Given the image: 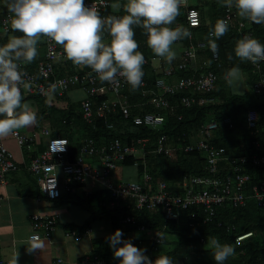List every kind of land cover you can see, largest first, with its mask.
<instances>
[{
	"label": "built area",
	"instance_id": "obj_1",
	"mask_svg": "<svg viewBox=\"0 0 264 264\" xmlns=\"http://www.w3.org/2000/svg\"><path fill=\"white\" fill-rule=\"evenodd\" d=\"M185 0H180V6ZM85 4L95 7L100 12L109 4V0H85ZM125 12V10H124ZM127 14H115L113 16H123ZM184 22L176 21L172 28L182 27L187 29L191 35L185 38L178 60L166 64L162 75L155 78L152 86L148 87L147 80L143 76L142 85L139 87L141 96L148 97V102L157 108H168L171 114L181 118V113H174L176 104L167 100V95H180V105L188 108L193 105H204L215 100L213 92L217 88L218 75L214 72L206 61L198 60V52L208 50L212 61L220 67L221 61L218 51L212 52L209 40L214 36L210 35L213 30L208 31L207 37L195 39L193 31L188 28L199 26L202 13L194 7H186ZM102 18L108 17L102 14ZM12 19L10 13H6L0 20L2 28L9 30ZM221 19L228 21V27L238 34L239 39L245 35L255 38L253 31L249 28L248 20L241 18L233 7H227L223 0ZM105 37L109 36L105 31ZM44 52L37 61L35 72L25 68L21 63L20 70L25 73L23 79L31 84L26 90L21 86L22 91L38 93L44 96L57 98L66 93L71 88H81L85 95L80 100L82 116L86 121H90L93 114L106 118L108 112L115 113L119 108L123 119L131 117L134 125L144 124L152 129H159L164 122V115L161 112H140L131 113L133 104L129 102L125 95H120L122 86L129 85L122 76H117L116 81L102 82L98 75L91 69H85L83 65H75L71 60L72 72L58 75L55 71V63L65 62L69 59L64 52L63 46L57 44L48 37L43 38ZM251 72L254 74L250 91L264 99V70L262 64L264 60L257 64L247 61ZM188 74L178 76L179 71L188 70ZM172 77V78H171ZM108 93L118 94L114 100L102 99L96 106L92 97ZM257 112L249 109L245 114L247 129L255 133ZM223 123L232 126V119L225 115ZM107 128H113V122H106ZM218 127V122L214 118L206 120L185 143L180 142L179 137L159 134L152 145H148L149 137H139L136 143L123 142L119 138H114L107 144L96 146L92 139H81L78 155L74 160L68 159L69 141L60 135H51V127L48 123L42 125L39 130L30 135L20 129L10 134L15 139L17 145L23 153V162H18L12 150L2 141L0 137V186L6 183L9 172L19 168L26 171L34 178L38 190L45 197L54 199L63 193H70L76 187L83 188L85 196L95 192L94 189L104 190V200L108 207L121 206L125 202L132 204L135 209H147L149 211L161 209L164 217L168 220L178 221L184 213L186 216L195 217L200 213L203 221L210 220L217 207L228 205L236 207L244 205L249 198H253L258 206L264 207V179L257 184H251V173L246 165L251 163L261 166L264 169V143L260 140H253L254 151L245 154H223V149L212 143L214 133ZM43 135L47 137L44 148L35 151L38 143L36 137ZM202 151L205 155V168L208 171L202 175H185L182 180L174 185L177 190L168 189L165 180H154L149 172L147 157L150 155H164L168 159H175L178 152ZM133 157L134 165H141L140 180L137 178L123 179L117 178L113 172L119 163ZM97 161L95 164L93 161ZM225 160L231 166L228 173H220L218 162ZM250 183V184H249ZM96 185V186H95ZM249 185V186H248ZM55 216H44L34 213L31 216L32 232L28 236L29 240L40 238L39 231L42 230L45 236L50 235L52 228L57 222ZM122 227L131 225L135 234L133 235L138 248L146 249L145 255L150 256L160 250L164 237L162 230H156L143 223L138 222L134 216L126 215L119 219ZM192 225V222H190ZM89 229L85 228L83 234ZM250 231L239 234L236 241L242 240L250 235ZM68 235L80 238L81 233L71 230ZM57 264L62 263V259L56 260ZM76 264H119V260L114 256L104 257L98 253L85 254L80 257ZM256 264H264V260Z\"/></svg>",
	"mask_w": 264,
	"mask_h": 264
},
{
	"label": "trees",
	"instance_id": "obj_2",
	"mask_svg": "<svg viewBox=\"0 0 264 264\" xmlns=\"http://www.w3.org/2000/svg\"><path fill=\"white\" fill-rule=\"evenodd\" d=\"M209 1L210 0H199V3L197 2L195 5L189 6H193L202 11L203 5L207 4ZM222 2L223 0H215L213 4L214 11L209 13L210 21L208 23H204L202 17L200 25L192 27L195 39L207 37L208 31L214 29L217 20L221 19ZM235 10L237 11L236 8ZM124 13V9L120 11L112 10L111 0H109V4L104 10L99 12L100 16L102 14L113 16L115 14ZM184 13L185 7H180L179 15L175 20L184 22ZM248 24L255 38L264 44V24H255L250 20H248ZM172 26L173 24L171 27ZM134 31V39L139 44L137 50L144 56H147L142 46L144 44L142 42L143 38L139 37V35L143 34L144 30L134 26ZM213 39H215V37ZM238 40V34L228 27L227 33L216 41L219 46L218 54L222 64L220 67H217L215 62L212 61L210 57L211 54L208 50L199 51L198 56L201 53L205 54L207 58L205 61H208L209 68L216 72L219 80L222 82L225 72L231 67L238 65L240 68L246 69L249 73V87H251L254 74L251 72L250 66L247 63H239V58L235 56L234 49ZM60 63L64 64H61L59 67L57 66L58 62L55 63V72L58 75L72 72L70 60L65 62L60 61ZM262 68L264 70V63L262 64ZM85 69H89V67L84 66V70ZM145 69L146 67L143 65V76L147 80L148 87H150L153 85L155 78L162 75V71L150 75ZM29 70L35 72V68ZM189 72L190 69L179 71L178 76L188 74ZM124 87L131 86L124 85L121 91ZM124 92H127L128 96L131 97L129 99L130 103L133 104L131 107L132 114L150 111L161 112L164 115V122L159 126V129L155 130L144 124L134 125L131 117L127 120L123 119L119 108L115 113L108 112L105 119L93 114L91 120L86 121L82 116V110L79 104L78 107L70 104L66 109L59 110L57 106L46 101L47 96L38 93L30 94L29 96L40 106L37 116L39 119L41 117V122L44 123L46 119H49L51 135H60L68 139L69 150L67 158L70 160H74L78 155L81 145L80 141L83 138H90L94 141L96 146H101L112 141L114 138H119L127 143H136L137 138L146 136L150 138L148 145H152L159 134L165 133L167 135L179 137L180 142L185 143L192 135H195L200 125L210 118H214L218 122V127L214 133L212 143L218 148L223 149V154L225 155L245 154L257 151L253 145V140L255 139L260 140L262 144L264 143V99L257 94L251 92L225 94L222 93L220 89L216 88L213 92V95L216 97L214 101L204 105H193L188 108L182 107L179 102L180 95L184 92L167 95V100L176 104L174 113L182 114V117L178 119L175 114H171L173 112H170L167 107L157 108L152 103L148 102V97L141 96L138 89L131 90L130 88L129 92L128 89L124 90ZM106 95L107 94L93 96L92 100L94 106L102 99H105ZM63 97L64 94L58 98ZM140 105L141 107H139ZM51 106L54 107L51 108ZM249 109H255L257 112L254 134L246 127L245 114ZM236 113H238V116H236ZM50 114H53L52 118L49 117ZM225 115L231 117L232 126H228L222 122ZM109 121L113 122V128L106 127V122ZM77 129L83 131L81 139L75 138L76 135L74 132ZM73 137L75 141H73ZM37 144H39L38 150L44 148L41 142ZM263 150L264 147H262L261 151ZM257 152H260V150ZM134 160L133 157H128L123 162L133 164ZM147 164L153 179L165 180L168 189L171 191L177 190L173 185L180 182L183 176L202 175L208 172L205 168V155L202 151L198 150L190 152L179 151L176 158L173 160H169L162 154L149 155L147 157ZM246 168L251 173L250 182L252 185L260 183V181L264 179V175L262 176V174H264V169H262L261 166L248 163ZM218 169L220 173L224 174L231 170V166L227 161L220 160L218 162ZM138 170L141 172V165L138 166ZM66 194V198L69 196V199L75 201L90 212V217L85 224L78 227L77 230L79 233L89 226L92 219L105 218L110 222L113 233L116 229H120L123 233L122 239H130L132 243L138 247L133 237L135 234L132 231L134 230L133 227L129 224L122 227L119 223V219L126 215H132L138 222L153 229L160 230L165 226L162 233L175 236L171 240L172 246L166 250H158L148 256L149 259L153 261L160 255H168L175 264H215L211 250L206 248L207 237L209 236H215L221 243H229L234 247L235 254L229 257L224 264H256L264 260V207L258 206L253 198H249L244 205L236 207L224 205L217 207L213 217L208 221L202 220L200 215L202 212H197L195 217H189L182 213L180 220L174 221L166 219L161 209L153 211L135 209L132 204L127 205V202L121 206L116 205L114 207H108L105 202H103L105 198L104 190L95 191L88 196H85L83 193H75L73 195H70L71 193ZM190 222H192V225H190ZM57 223L58 221L56 224ZM248 231L251 232L250 235L245 236L240 241L235 240L237 235L244 234ZM93 253L104 255L106 258L114 256L113 249L109 246V242L106 243L103 248L100 246L97 247L96 252Z\"/></svg>",
	"mask_w": 264,
	"mask_h": 264
},
{
	"label": "clouds",
	"instance_id": "obj_3",
	"mask_svg": "<svg viewBox=\"0 0 264 264\" xmlns=\"http://www.w3.org/2000/svg\"><path fill=\"white\" fill-rule=\"evenodd\" d=\"M227 7L237 9L241 18L255 24H264V0H224ZM180 0H127L123 16L102 18L95 7L85 0H8L12 14L11 28L21 36H12L0 46V137L36 123V112L22 103L21 86L28 90L31 84L23 79L21 63L35 60L37 44L42 36L62 45L69 60L75 65L91 68L102 82L112 83L122 76L136 90L142 85L145 63L134 39L135 27L144 30L147 45L155 55L171 63L176 59L172 45L191 33L182 27L172 28L179 15ZM111 37L105 43L102 33ZM228 31V21L218 19L210 35V49L218 51V41ZM235 56L241 62L257 64L264 60V44L245 35L235 45ZM241 68L233 66L224 74L226 84L234 91L243 82ZM120 229L108 237L114 258L119 264H175L168 255H160L154 261L145 255L146 249L136 247L130 239H122ZM122 245V246H120ZM206 248L212 252L215 264L224 262L235 254L229 243H221L215 236L207 237ZM16 264V259L13 262Z\"/></svg>",
	"mask_w": 264,
	"mask_h": 264
},
{
	"label": "crops",
	"instance_id": "obj_4",
	"mask_svg": "<svg viewBox=\"0 0 264 264\" xmlns=\"http://www.w3.org/2000/svg\"><path fill=\"white\" fill-rule=\"evenodd\" d=\"M198 1L199 0H185L184 5H181L180 7H185V9L186 7H193L189 5H195ZM214 2L215 0H210L207 4L203 5L202 11L199 9V11L204 14L202 15L204 23L210 21V12L208 13L206 9L208 6L213 7ZM126 3L127 0H111V8L114 11H120L124 9ZM7 5L8 0H0V20L6 13H10ZM176 21L181 22L180 20H175L173 24ZM169 27H171V25H169ZM188 29L193 31V28ZM21 35L22 33L14 32L12 30L11 21L9 24V30L7 31H5L0 24V46L6 44L12 36ZM139 37L143 38L142 42L144 44L142 46L145 49L144 53L147 54V56H144L145 63L143 64L146 67L145 71L150 75L152 73H159L168 62H166L164 58L154 54L152 49L147 45V36L144 32L139 35ZM43 38L44 36L40 38V41L37 44L38 54L35 60L31 63H22L25 68L34 69L37 61L42 57L44 52ZM110 39L111 37L104 36L105 43L110 42ZM182 41L185 43L186 39L184 38ZM182 47L183 43L177 41L172 45L173 50L177 54L176 59L172 62L178 60ZM206 59L205 54H199V61L204 62ZM206 63L209 65L208 61H206ZM239 63L245 64L247 61L241 62L239 60ZM61 64L64 63L58 61L57 66L60 67ZM241 70L244 76L243 82L240 84L238 90L234 91L233 88H230L226 84L225 80L222 82L219 79L217 88L225 94L251 92L249 87V73L246 69L244 70L241 68ZM130 88L131 87H124L122 91L120 90V95H125L129 102V98L131 97H129L128 93L124 92V90L128 89L129 92ZM137 89L139 90V88ZM30 94L32 95L34 93L28 91L22 92V103H28L35 110L37 117L36 123L32 126L20 129L28 135L35 133V131L39 130L44 123L50 125L49 119H46V122L42 123L40 120L41 117L40 119L38 118L37 114L39 113L38 110L40 109V106L37 105L31 96H29ZM84 95L85 93L81 88L75 87L64 93L63 98H52V96H49L46 97V101L57 106L59 110H64L70 104L78 107V104L80 105V100ZM118 97L119 95L115 93H108L106 95L108 100H114ZM54 106H51V108ZM139 107H141V105ZM49 117L52 118L53 114H50ZM82 133L83 131L81 129H77L74 132L76 135L75 138L81 139ZM1 139L7 147L12 150L15 159L22 163L23 153L15 139L10 135L1 137ZM36 139L44 145L47 137L37 134ZM73 141H75V139ZM38 145L39 144L35 145L34 153L36 150L38 151ZM93 162L95 164L97 163L96 160ZM128 166L134 167L135 171L131 173V175L134 174L135 178L140 180V171L138 170V166L134 165V163H119L113 172V175L117 178H123L125 176H127L126 178L132 177L129 176L130 170H126L127 174H124V172H126L125 169H127L125 167ZM94 190L97 191V188ZM70 193V195L83 193V188L76 187ZM66 196L67 194L63 193L60 197L54 199L45 197L40 193L34 178L26 171V169L19 168L7 174L6 183L3 186H0V264H13L15 259L16 264H57L56 260L58 258L62 259V263L60 264H76L82 255L96 252L97 247L100 246L103 248L104 245L109 242L108 237L113 234V230L110 222L105 218L92 219L87 227L89 230L84 234L82 233L83 230L80 238H75L67 234V232L71 230L79 232L77 230L78 227L85 224L90 217V212L75 201L69 199V196L68 198H66ZM34 213L44 216H55L57 217L56 219L58 223L52 228L50 235L45 236L43 231L40 230V238L29 240L28 236L32 232L31 216Z\"/></svg>",
	"mask_w": 264,
	"mask_h": 264
},
{
	"label": "rangeland",
	"instance_id": "obj_5",
	"mask_svg": "<svg viewBox=\"0 0 264 264\" xmlns=\"http://www.w3.org/2000/svg\"><path fill=\"white\" fill-rule=\"evenodd\" d=\"M206 11L209 13V12H212V11H214L213 10V7H211V6H208L207 7V9H206ZM236 116H238V113H236ZM242 124V123H241ZM169 160H171V159H169ZM173 160V159H172ZM125 168H127V169H125V171L126 170H130L129 172H130V174H129V176H132V177H128V178H131V179H134L135 178V176H134V174H132L131 175V173H133L134 171H135V169H134V167H132V166H128V167H125ZM132 171V172H131ZM124 174H127V171L126 172H124ZM134 176V177H133ZM127 176H125V177H123V178H125V179H128V178H126ZM163 237H164V243L162 244V246H161V250H166V249H169V248H171V246H172V238L173 237H175V236H171V235H169V234H163Z\"/></svg>",
	"mask_w": 264,
	"mask_h": 264
},
{
	"label": "bare ground",
	"instance_id": "obj_6",
	"mask_svg": "<svg viewBox=\"0 0 264 264\" xmlns=\"http://www.w3.org/2000/svg\"><path fill=\"white\" fill-rule=\"evenodd\" d=\"M222 9V8H221ZM227 125V124H226ZM258 134V133H257ZM259 171V170H258ZM257 173V172H256ZM258 175V174H257ZM264 174H262V176H263ZM255 183V182H254ZM253 202V201H252ZM254 203V202H253Z\"/></svg>",
	"mask_w": 264,
	"mask_h": 264
}]
</instances>
